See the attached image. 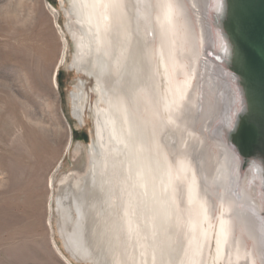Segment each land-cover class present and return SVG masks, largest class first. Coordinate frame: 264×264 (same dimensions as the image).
Returning a JSON list of instances; mask_svg holds the SVG:
<instances>
[{"label": "bare ground", "instance_id": "6f19581e", "mask_svg": "<svg viewBox=\"0 0 264 264\" xmlns=\"http://www.w3.org/2000/svg\"><path fill=\"white\" fill-rule=\"evenodd\" d=\"M209 2L66 0L62 7L74 47L68 68L79 76L71 113L82 126L88 109L93 125L84 174L64 177L54 199L57 234L72 261L205 264L209 210L217 208L206 264H264L261 205L233 151L212 135L217 124L234 122L227 105L237 94L205 54L209 43L227 54L206 20ZM81 77L93 82V103Z\"/></svg>", "mask_w": 264, "mask_h": 264}, {"label": "rangeland", "instance_id": "374dc122", "mask_svg": "<svg viewBox=\"0 0 264 264\" xmlns=\"http://www.w3.org/2000/svg\"><path fill=\"white\" fill-rule=\"evenodd\" d=\"M65 6L66 0H0V264H67L57 249L78 264L55 224L58 184L84 174L91 140L89 110L82 126L71 115L79 76L68 69L74 47ZM81 78L93 103V82ZM194 175L198 181L195 168ZM209 212L212 236L218 209Z\"/></svg>", "mask_w": 264, "mask_h": 264}, {"label": "water", "instance_id": "95a60500", "mask_svg": "<svg viewBox=\"0 0 264 264\" xmlns=\"http://www.w3.org/2000/svg\"><path fill=\"white\" fill-rule=\"evenodd\" d=\"M206 20L227 54L210 43L205 54L222 67L237 94V102L227 105L234 122L217 124L212 135L235 154L239 177H248L264 219V0H210Z\"/></svg>", "mask_w": 264, "mask_h": 264}]
</instances>
